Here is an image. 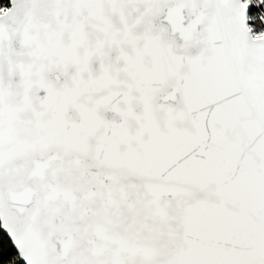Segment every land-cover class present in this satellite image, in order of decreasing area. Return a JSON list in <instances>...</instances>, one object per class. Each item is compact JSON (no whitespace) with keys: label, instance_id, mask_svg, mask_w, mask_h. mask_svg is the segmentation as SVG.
<instances>
[{"label":"snow or ice","instance_id":"snow-or-ice-1","mask_svg":"<svg viewBox=\"0 0 264 264\" xmlns=\"http://www.w3.org/2000/svg\"><path fill=\"white\" fill-rule=\"evenodd\" d=\"M0 264H264V0H0Z\"/></svg>","mask_w":264,"mask_h":264}]
</instances>
